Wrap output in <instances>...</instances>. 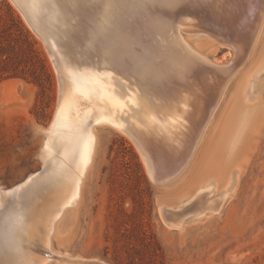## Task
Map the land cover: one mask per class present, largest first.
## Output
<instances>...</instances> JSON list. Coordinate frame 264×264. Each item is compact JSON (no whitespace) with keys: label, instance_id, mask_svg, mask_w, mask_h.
Masks as SVG:
<instances>
[{"label":"bare ground","instance_id":"1","mask_svg":"<svg viewBox=\"0 0 264 264\" xmlns=\"http://www.w3.org/2000/svg\"><path fill=\"white\" fill-rule=\"evenodd\" d=\"M10 2L50 51L59 94L49 127L39 129L44 170L0 189V211L7 199L37 195L31 211L5 213L23 218L31 264H48L56 255L62 264H83L80 256L52 250V243L69 213L77 214L97 151V128L126 136L154 185L183 186L227 88L253 55L264 26V0H182L177 7L167 0ZM191 29L203 35L181 34ZM223 45L230 47L231 63H211L204 46ZM18 83L6 80L0 89ZM243 100L247 111L257 112L261 103L263 114L264 63L248 80ZM240 143L235 138L227 147L226 160H234ZM233 165L223 175L215 170L177 203L160 204L165 227L182 231L219 214L235 188Z\"/></svg>","mask_w":264,"mask_h":264},{"label":"rangeland","instance_id":"2","mask_svg":"<svg viewBox=\"0 0 264 264\" xmlns=\"http://www.w3.org/2000/svg\"><path fill=\"white\" fill-rule=\"evenodd\" d=\"M8 7L32 36L52 78L41 77L40 85L9 79L19 81L16 90L0 89L1 190H10L44 170L39 158L44 137L39 129L49 127L59 94V79L43 41L10 0H0V17L8 20ZM195 30L181 34L203 35ZM204 49L211 63H231L228 45ZM263 63L264 26L248 65L227 88L183 186L162 189L154 185L134 144L115 130L97 128V151L77 214L70 212L64 219L52 250L107 264H264V112H259L261 103L257 112L242 106L248 80ZM235 138L241 141L237 155L233 161L226 160L227 147ZM231 165L238 176L219 214L194 221L182 231L165 227L160 204L177 203L215 170L223 175ZM38 202L37 195L27 197L26 193L19 202L7 199L0 217L18 208L31 211ZM60 262L56 255L48 264Z\"/></svg>","mask_w":264,"mask_h":264},{"label":"trees","instance_id":"3","mask_svg":"<svg viewBox=\"0 0 264 264\" xmlns=\"http://www.w3.org/2000/svg\"><path fill=\"white\" fill-rule=\"evenodd\" d=\"M41 77L52 78L47 62L36 49L30 33L8 7V20L0 17V82L22 79L40 85Z\"/></svg>","mask_w":264,"mask_h":264},{"label":"clouds","instance_id":"4","mask_svg":"<svg viewBox=\"0 0 264 264\" xmlns=\"http://www.w3.org/2000/svg\"><path fill=\"white\" fill-rule=\"evenodd\" d=\"M19 243L23 247V253L14 252V245ZM27 229L23 222L16 227L11 221V215L0 217V264H31L27 252Z\"/></svg>","mask_w":264,"mask_h":264},{"label":"snow or ice","instance_id":"5","mask_svg":"<svg viewBox=\"0 0 264 264\" xmlns=\"http://www.w3.org/2000/svg\"><path fill=\"white\" fill-rule=\"evenodd\" d=\"M182 3V0H167V6L177 7ZM11 221L16 226L19 227L23 223V218L19 215H11ZM14 252L17 254L23 253V247L18 242L14 245Z\"/></svg>","mask_w":264,"mask_h":264},{"label":"water","instance_id":"6","mask_svg":"<svg viewBox=\"0 0 264 264\" xmlns=\"http://www.w3.org/2000/svg\"><path fill=\"white\" fill-rule=\"evenodd\" d=\"M17 6H18V5H17ZM17 8H18V7H17ZM27 24H29V26H30V22H28ZM30 27H31V26H30ZM31 29H32V27H31ZM47 50H48V49H47ZM48 53H49V56L51 57V53H50V51H49ZM52 63H53V62H52ZM161 217H162V219H163L164 221H166V218H165V211H164V210H162ZM83 264H107V263L102 262V261H100V260H98V259H84Z\"/></svg>","mask_w":264,"mask_h":264}]
</instances>
